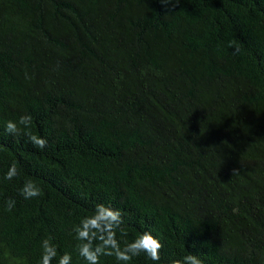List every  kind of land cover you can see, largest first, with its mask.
<instances>
[{
  "label": "trees",
  "instance_id": "obj_1",
  "mask_svg": "<svg viewBox=\"0 0 264 264\" xmlns=\"http://www.w3.org/2000/svg\"><path fill=\"white\" fill-rule=\"evenodd\" d=\"M97 203L128 241L162 234L160 264H264V0H0V264H40L45 238L85 264Z\"/></svg>",
  "mask_w": 264,
  "mask_h": 264
},
{
  "label": "clouds",
  "instance_id": "obj_2",
  "mask_svg": "<svg viewBox=\"0 0 264 264\" xmlns=\"http://www.w3.org/2000/svg\"><path fill=\"white\" fill-rule=\"evenodd\" d=\"M166 6L168 12L175 11L181 5L182 0H159ZM229 47L233 49V54L241 53V48L235 42H229ZM32 117L21 116L19 121L9 120L5 126V131L9 134H17L19 125L29 127ZM29 141L39 149L47 147V140L37 136L29 135ZM233 175L239 174L240 169H233ZM18 174L16 165L13 164L5 179L12 180ZM25 199H30L42 195V189L33 181H26L20 190ZM15 200L7 201V210L11 211L15 207ZM125 213L114 208L111 204L97 203L91 215L82 217L78 224L73 226L74 238L77 241L76 251L85 264H101L102 257H114L118 264H130L134 257L142 254L149 260L160 264L163 236L154 235L150 230L140 232L135 239L128 241L125 227ZM195 246V245H194ZM72 254L64 252L58 254V246L51 238H45L41 243L40 264H72ZM167 264H204L199 255L189 253L179 258H170Z\"/></svg>",
  "mask_w": 264,
  "mask_h": 264
}]
</instances>
